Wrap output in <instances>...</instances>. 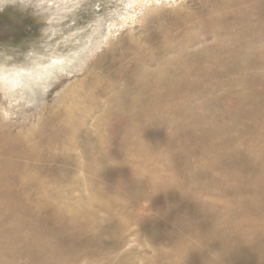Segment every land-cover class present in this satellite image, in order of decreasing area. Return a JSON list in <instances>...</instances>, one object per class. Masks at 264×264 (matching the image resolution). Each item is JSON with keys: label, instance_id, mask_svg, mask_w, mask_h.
Returning <instances> with one entry per match:
<instances>
[{"label": "rangeland", "instance_id": "374dc122", "mask_svg": "<svg viewBox=\"0 0 264 264\" xmlns=\"http://www.w3.org/2000/svg\"><path fill=\"white\" fill-rule=\"evenodd\" d=\"M134 1L133 3V0H0V135L8 133L7 137L9 136L14 141L16 133L31 130V135H34L38 130H41L40 133L45 138H49L43 141L50 140L52 151L58 153L55 154V162L50 165L52 170H49V174L54 175L57 183L56 185H54L55 182L47 184L44 188V192L47 193V201L54 203L57 198L54 192L58 191L65 195L66 201H78L81 205L80 208L85 209L87 208L85 202L90 198L93 200L91 194L97 190H100L99 193L101 194L103 189L105 197L104 203L102 202L103 209L100 210L99 208L94 211L97 216L95 221L90 224L89 232L93 234V232L99 231L102 246H107L117 239V235L123 234V231H129L125 234V242L118 248L104 252L95 259H82L77 264H155L156 261H164L170 255L173 256L180 252L178 248H170L168 241L175 242L178 239L177 231L181 229V222L178 219H188L189 217L182 216V210L187 209L190 213H194L195 208H197L199 210L195 214L208 216L215 209V212L220 210L223 207L222 203L232 202L231 208L233 211L242 213L245 212L246 208L242 205L237 206L236 201L247 203L250 199V192L244 189L242 193L234 196L231 191L235 188L240 189L249 186L252 179H256V182L259 180V188H264V167H262L264 166V136L261 135L264 134V126L259 120V118H264V10L263 22L258 23V25L254 24V21H247L250 24L247 25L246 21L239 23L234 20H232L231 25L230 20L241 14L239 9L234 6L236 0H154L148 2L146 6L145 3L140 4V6L136 5V0ZM225 1L228 2L224 5L220 4ZM227 7H230V9ZM209 15H211V18ZM216 15L218 18L215 17ZM220 17H224V23L228 21L221 25L227 26V28L230 27L229 29L223 27L224 29L221 28L222 30H220L222 26L218 23L212 25L205 23L208 19L214 20L220 19ZM173 18L177 21L176 23ZM238 18L244 20L242 15ZM215 24L218 25L215 26ZM181 25L182 27H180ZM157 26L160 27L157 28ZM217 26L218 28H216ZM211 28V31L217 34L209 38H200L199 34L205 33ZM174 29L178 30L175 38L170 35L163 38V31L171 33ZM128 37L130 41H126ZM131 42L137 52L131 48L127 49V45ZM188 42H192V44ZM203 50L205 52H202ZM193 51L195 52L193 53ZM197 51L198 54H196ZM204 57H206V61L209 58H214L213 63L212 59L202 62L201 60ZM218 57L221 59H217ZM197 58L201 60L198 61ZM51 59L62 60L63 65L58 66L56 63L53 67L57 68L48 76L42 75L40 78H35V80L28 83L26 80L15 81L16 79L10 77L15 69H22V67H35L38 69V67L48 65ZM172 59L174 62L179 61L178 63L181 65L177 63L179 66L175 68L176 63L172 62ZM32 61L35 65L31 64ZM162 61H165V63ZM28 62H30V65H28ZM197 62L200 63V67H197ZM194 63L197 66L193 65ZM213 65L218 69H214ZM191 66L194 72H192ZM208 68L209 70H216H213L215 73L209 71ZM221 68L223 69L220 70ZM8 69L10 70L8 71ZM163 69L168 71V74L170 73L169 77ZM175 70L179 73L177 71L175 73ZM155 72L158 74L157 76ZM2 74L3 78H1ZM148 74L152 76V80L147 79V77H150ZM152 74H155V76ZM186 74L193 77L189 78L185 76ZM132 75L137 76L134 82H131L134 80ZM183 75L186 78L185 80ZM130 78L133 80H130ZM194 78H196L195 82H193ZM188 80L194 84L196 83L197 86L193 83L190 84ZM145 81L149 84H146ZM161 81L165 82L161 83ZM15 82L18 84L16 85ZM167 82L168 88L165 84ZM172 82L177 87L170 85ZM143 83L145 84L141 87L140 85ZM181 83L183 85H180ZM187 83L190 88L193 86L198 88V91L193 88L192 92L187 91V89L190 90ZM134 86L140 89L136 88L137 93ZM158 86L160 89L165 88L161 90L163 92L157 89ZM181 87L184 90L186 89L187 94H185L188 96L184 94ZM141 88L144 91L142 94L139 93L140 96L138 92L141 91ZM148 88L151 91H158V95L154 91L150 92ZM175 88L177 90L174 91ZM199 88L201 89L199 90ZM146 92L150 93L146 94ZM2 94L4 95L2 96ZM139 97L140 99H138ZM141 97H144V99H141ZM165 98L166 100L169 98L168 101ZM127 100L128 103H126ZM161 100L164 102H161ZM147 101L155 103L154 106L149 108V118H139L135 112L139 110V107V111H145L144 104ZM131 103L137 107L132 106ZM258 103L261 106L258 107ZM129 104L131 107H129ZM178 104H181V109ZM207 107L206 111L208 113L205 114ZM114 108H116V111ZM184 108L185 111L187 110L186 112H183ZM152 110L155 111V114L152 113ZM188 111H193V113L189 114ZM108 112L111 113L108 114ZM170 112L173 113L170 114ZM249 112L251 113L249 114ZM124 114H128L129 117H125ZM165 116H167V120ZM170 116H173L170 119L171 121L168 120ZM190 116L192 119L189 118ZM203 117H205V120H203ZM133 120L144 123V131H139L132 126L134 124ZM162 120L165 122H162ZM66 121L69 123V130ZM184 121L189 122L187 123L188 126H182L186 124ZM158 127L160 128L158 129ZM73 131L80 132V135L76 138L71 137ZM196 132H199L200 135ZM52 138H56L57 144L52 141ZM70 139L71 144H74V142L80 144L79 146L85 144L86 147L91 149L86 153L85 159L81 157L79 147H77L78 150H75V147L69 150L68 146L62 149L63 147L60 146L59 141L62 140L67 145ZM222 140L223 142H221ZM261 142L263 143L262 146ZM128 143L129 145H127ZM98 145H100L98 150L94 152ZM220 147L224 148L221 149ZM162 150L163 154L161 153ZM102 153L107 155H102L106 157L105 159L100 157ZM126 153L128 156L125 155ZM93 154L96 158L92 156ZM117 155L118 158L120 157L126 162L129 160L127 163L130 167L138 171L139 177H135L134 184L138 191L143 192L142 194H137L136 191L122 190L119 192L118 189L122 187V184H118L109 176L107 171L99 170L92 163L94 159L98 158L100 161L105 160V163H110V159L112 157L116 158ZM154 155L156 156L154 157ZM261 159L262 164L259 166ZM258 160L259 162H257ZM85 161L87 168H85ZM89 163L96 168H91L92 171L96 170L95 172L92 173L91 169L89 170L91 167ZM153 166L155 171L159 170L162 180L157 179V184H153L154 190L150 192V187H148L149 171H153ZM221 168L223 170H220ZM178 170L182 173V176ZM230 170L233 173L236 172V174L231 175ZM172 172L177 173L179 181L169 179ZM248 172L251 174L249 177ZM244 173L246 174L244 175ZM100 174L105 177L104 182L95 180V177H99ZM38 175L44 177L47 173L43 174L39 171ZM230 175L232 176L231 179L235 180L234 182L230 179ZM167 179L169 180L168 188L173 198H179L180 202L176 203L173 201L174 199L166 200ZM87 180L94 184L93 187L91 185L92 189L89 188L90 183ZM199 184L201 187H199ZM219 184L222 187H219L220 190L217 188ZM124 186L127 187L128 184ZM213 188H215L214 191ZM225 189L228 190V195L223 194ZM220 192L222 195L219 194ZM257 192L260 193L261 191ZM218 195H221V199ZM15 196L16 194L12 193L13 199ZM257 197L259 196H255V199ZM107 198H111L113 201L116 199L115 203L118 206L114 208L106 200ZM203 199H205V202ZM231 199L236 200V206H234ZM262 200H264V195ZM120 205H123L124 208H120ZM203 207L206 208L204 211ZM262 207L264 213V204ZM121 210L122 213L120 214ZM110 214L112 216L117 214L115 216L118 222H113ZM254 218L256 220L259 216L256 215ZM262 219L258 222L260 227L264 228V218ZM148 224L155 228L154 233L150 232L149 227H146L149 226ZM243 228H246V231ZM215 229H218L216 232L226 229V232L231 233L229 235L232 237L246 234L254 237L258 234L257 229L259 228L251 226L249 228L244 224H240L233 228V230L236 229L234 236L233 230L231 231L225 224H220ZM167 237H171V239ZM203 247L206 248L205 245ZM210 247L209 245V251L212 250V247ZM215 248L217 250V246ZM201 256L205 255L202 254ZM212 257L213 255L209 252L206 255L207 261L203 263L216 264L212 261L209 262Z\"/></svg>", "mask_w": 264, "mask_h": 264}, {"label": "bare ground", "instance_id": "6f19581e", "mask_svg": "<svg viewBox=\"0 0 264 264\" xmlns=\"http://www.w3.org/2000/svg\"><path fill=\"white\" fill-rule=\"evenodd\" d=\"M153 2L154 0H143V2H141V0H136V5L138 4L140 6V4H144L145 3V6L148 2ZM135 1L133 0V3ZM226 2L228 1H225L223 3H220L222 5L226 4ZM234 6L239 9V12L241 13L240 15H242L244 17V20L243 18H238L239 16L233 18L230 20V24L232 22V20H234L235 22H244L246 21H254L253 23L257 24L260 23V22H263V10H264V0H236L234 1ZM163 3V2H162ZM219 4V5H220ZM229 4V3H227ZM220 5V6H222ZM232 5V4H230ZM134 6V5H133ZM139 6H137V8H139ZM158 6V4H157ZM219 6V7H220ZM227 6V5H226ZM132 7V6H131ZM136 7V6H134ZM148 7V6H147ZM152 7H155V6H152ZM151 7V8H152ZM136 8V9H137ZM223 8V6L221 7ZM230 9V7H227ZM132 9V8H131ZM134 9V8H133ZM142 9V8H141ZM210 9V8H209ZM212 9V8H211ZM224 9V8H223ZM213 10V9H212ZM214 11V10H213ZM226 14V13H225ZM213 15V14H211ZM211 15L210 18H211ZM228 15V13H227ZM231 15V14H230ZM191 16V15H190ZM233 16V14H232ZM231 16V17H232ZM183 17V16H182ZM192 17V16H191ZM208 17V16H207ZM217 17V15L215 16ZM228 17V16H227ZM230 17V16H229ZM255 17H259V18H255ZM185 18V17H184ZM214 18V16L212 17V19ZM218 18V17H217ZM180 19V18H179ZM206 20L205 23L207 25H212L213 23H218L220 24V26H222L221 24L224 23V17H220V19H214V20ZM173 20L175 21V18H173ZM226 20V18H225ZM173 21V22H174ZM188 21V20H187ZM177 21H175L176 23ZM228 22V21H226ZM225 22V23H226ZM165 23V22H164ZM187 23V22H186ZM190 23V22H189ZM224 23V24H225ZM218 24H215L218 25ZM229 24V25H230ZM234 24V23H233ZM232 25V24H231ZM247 25H250L247 23ZM197 26V25H196ZM195 26V27H196ZM219 26V27H220ZM253 26V25H252ZM256 26V25H255ZM114 27H115V24H114ZM160 27V26H157V28ZM182 27V25L180 26ZM223 27H226L227 26H222L220 27V30H222L221 28ZM218 28V26L216 27ZM230 28V27H229ZM227 28V29H229ZM187 29V28H186ZM224 29V28H223ZM258 29V28H256ZM117 30V29H116ZM154 30V29H153ZM212 28L208 31H206L205 33H202V34H199L200 35V38H209V37H213L215 34H217L216 32H212L211 31ZM214 30V29H213ZM219 30V29H217ZM226 30V29H225ZM253 30V29H251ZM111 31V30H110ZM156 31V30H154ZM171 31V30H170ZM224 31V30H223ZM222 31V32H223ZM228 31V30H227ZM263 32V31H262ZM181 33V32H180ZM209 33V34H207ZM156 34V33H154ZM176 34H178V30H173L171 33L169 31H163L162 32V36L163 38L170 35L172 38H175L176 37ZM116 35V34H115ZM114 35V36H115ZM182 35V34H181ZM226 35V34H225ZM224 35V36H225ZM160 36V35H159ZM228 36V35H227ZM148 38V37H147ZM215 38V37H214ZM108 39V38H107ZM145 40V39H144ZM192 40V39H191ZM126 41H130V38L128 37L126 39ZM143 41V39H142ZM171 42V40H169ZM113 42V41H112ZM176 43V42H174ZM173 43V44H174ZM188 43H191L192 42H188ZM125 44V43H124ZM109 45H111L109 43ZM127 49H133L134 51L135 50V46L133 45V43L131 42L129 45H127ZM166 47V46H165ZM217 47V46H216ZM215 47V48H216ZM113 48V47H112ZM204 49V48H203ZM168 50V49H167ZM139 51V49H138ZM158 51V50H157ZM164 51V49H163ZM171 51V50H170ZM174 51V49H173ZM201 51V50H200ZM213 51V50H211ZM122 52V51H121ZM137 52V51H136ZM172 52V51H171ZM195 51H193L194 53ZM202 52H205L204 50ZM207 52V51H206ZM255 52V51H254ZM154 53V52H153ZM165 53V51H164ZM169 53V52H168ZM185 54V52H183ZM191 53V54H193ZM199 52L197 51L196 54H198ZM209 53V51H208ZM215 53V51H214ZM159 54V53H158ZM204 54V53H203ZM227 54V53H226ZM130 55V53L128 54V56ZM132 55V54H131ZM214 55V54H213ZM223 55V54H222ZM167 56V55H166ZM183 56V55H182ZM181 56V58H182ZM186 56V54H185ZM189 56V55H188ZM194 56V55H193ZM197 56V55H196ZM221 56V55H220ZM219 56V57H220ZM97 57V56H95ZM173 56H171L172 58ZM195 57V56H194ZM200 57V56H199ZM209 57H211V55H209ZM217 58V59H221V58ZM255 57V56H254ZM93 58V57H92ZM170 58V59H171ZM196 58V57H195ZM202 58V57H201ZM208 58V57H207ZM162 59V58H161ZM168 59V57H167ZM174 59V57H173ZM172 59V62H174V60ZM178 59V58H177ZM198 61L200 58H197ZM205 59V60H204ZM204 59H200L202 62L206 61V57H204ZM212 59V63H213V59L214 58H209L207 59L210 60ZM216 59V60H217ZM92 60V59H91ZM214 60V61H216ZM123 61V60H122ZM169 61V60H167ZM177 61V60H176ZM174 62L176 63L175 68H177L179 65H177V62ZM183 61V60H182ZM206 61V62H207ZM31 62V61H30ZM28 62V65H30ZM37 62V61H36ZM35 62V63H36ZM165 63V61H162ZM171 62V61H170ZM169 62V63H170ZM181 62V61H180ZM219 62V60H218ZM223 62V61H222ZM253 62V61H251ZM259 62V61H258ZM58 64V66L60 65H63V62L62 60H54V59H51L50 63L48 65H45V66H42V67H38L35 68V67H30V68H23L22 69H15V71L13 72V74H10V77H13L14 79H16L15 81H21V80H26V82H31L32 80H35V78H40L42 75L43 76H48L52 71H54L55 68L57 67H53L55 64ZM120 63V62H119ZM182 63V62H181ZM184 63V62H183ZM185 63H186V60H185ZM209 63V62H208ZM211 63V61H210ZM217 63V62H215ZM214 63V64H215ZM33 65L34 62L32 61ZM43 64V63H42ZM180 64V63H178ZM200 64V63H199ZM197 62V65L194 63L193 65H196L197 67H200ZM204 64V63H203ZM202 64V65H203ZM27 65V64H26ZM163 65V64H162ZM181 65V64H180ZM182 65H186V64H182ZM32 66V65H31ZM156 66V64H155ZM177 66V67H176ZM190 66V64H189ZM215 65H213L214 67ZM220 66V65H219ZM203 67V66H202ZM210 67V66H208ZM212 67V65H211ZM12 68V67H11ZM130 68V67H129ZM172 68V67H170ZM173 68V69H175ZM189 68V67H188ZM192 68V66H191ZM207 68V67H206ZM4 69V68H3ZM41 69V70H39ZM182 69V68H181ZM186 69V67H185ZM214 69H218V67H214ZM213 69V70H214ZM223 68H221L220 70H222ZM10 69H8L9 71ZM13 70V69H11ZM127 70V69H126ZM144 70V69H143ZM142 70V71H143ZM166 70V68H165ZM168 70V69H167ZM179 70V69H177ZM175 70V73L176 71ZM184 70V69H183ZM183 70H180V71H183ZM190 70V68H189ZM209 70V68H208ZM212 69L209 70V71H213ZM214 70V71H216ZM227 70V68H226ZM225 70V71H226ZM129 71V70H128ZM159 71V70H158ZM161 71V70H160ZM164 71V69H163ZM162 71V72H163ZM191 71V70H190ZM189 71V72H190ZM213 71V72H214ZM1 72V71H0ZM141 76L142 73L141 71H139ZM146 72V71H145ZM166 73V75L168 74V71H164ZM174 72V71H172ZM178 72V71H177ZM192 72L193 71V68H192ZM207 72V70H206ZM210 72V73H211ZM223 72V71H222ZM4 73V72H3ZM153 73V72H152ZM164 73V74H165ZM179 73V72H178ZM184 73H187L188 72H185ZM184 73H181V74H184ZM205 73V71H204ZM209 73V75H210ZM215 73V72H214ZM221 73V71H220ZM219 73V74H220ZM7 74V73H6ZM52 74V73H51ZM156 74V72H155ZM155 74L153 76H155ZM170 74V73H169ZM169 74H168V77H169ZM180 74V75H181ZM185 75V76H188L189 75ZM191 74V73H190ZM196 74V73H195ZM194 74V75H195ZM203 74V72H202ZM261 74V73H260ZM8 75V74H7ZM138 75V73H137ZM158 74H156L157 76ZM177 75V74H176ZM193 75V73H192ZM204 75V74H203ZM206 75H208L206 73ZM148 76H150L148 74ZM178 76V75H177ZM199 76H201L199 74ZM213 76V75H212ZM211 76V77H212ZM261 76V75H260ZM7 77V76H6ZM134 76L132 75V78ZM137 77V76H136ZM136 77H134V80L132 78H130V80L132 79L133 81L131 82H134ZM174 77V76H173ZM182 77V76H180ZM179 77V78H180ZM193 77V76H191ZM189 77V78H191ZM196 77V76H195ZM203 77V76H202ZM215 77V76H213ZM218 77V76H217ZM1 78H3V74L1 76ZM12 78V79H13ZM97 79H99L98 76H96ZM143 78V77H142ZM152 76H150L149 78L147 77V79L149 80H152L151 79ZM167 78V76H166ZM183 78H184V75H183ZM43 79V78H41ZM45 79V78H44ZM144 79V78H143ZM168 79V78H167ZM176 79V78H175ZM186 78H184L185 80ZM195 79L194 78V81L192 79L193 82H195ZM199 79V78H197ZM211 79V78H210ZM2 80V79H1ZM139 80V79H138ZM145 80V79H144ZM156 80V79H155ZM164 80V79H162ZM166 80V79H165ZM172 81V79H170ZM191 80V79H189ZM188 80V82H189ZM3 81V80H2ZM10 81V80H9ZM147 81V80H146ZM145 81V82H146ZM209 81V80H208ZM207 81V82H208ZM212 81V80H211ZM4 82V81H3ZM144 82V81H143ZM151 82V81H149ZM156 82H160V81H156ZM165 82V81H163ZM161 81V83H163ZM170 82V81H169ZM173 82H176V81H173ZM170 83V85L172 86H175L174 84ZM186 82V81H185ZM193 82H189L190 84L193 83ZM207 82H205L206 84H208ZM250 82V81H249ZM14 83V81H13ZM23 83V82H22ZM160 83V84H161ZM202 83V82H201ZM204 83V82H203ZM202 83V84H203ZM1 84V83H0ZM6 84V83H5ZM16 84V82H15ZM18 84V83H17ZM16 84V85H17ZM25 84V82H24ZM23 84V85H24ZM135 84V83H134ZM145 83L141 84L140 86L142 87ZM146 84H149L146 82ZM153 84V83H152ZM156 84V83H155ZM158 84V85H160ZM166 84V87L168 85V82L165 83ZM185 84V83H184ZM212 84V82H211ZM27 85V84H26ZM151 85V84H150ZM180 85H183V83H181ZM188 85V83H187ZM193 85L197 86V84L193 83ZM191 85V86H193ZM200 85V84H199ZM198 85V86H199ZM209 85V84H208ZM4 86V85H3ZM21 86V85H20ZM30 86V85H29ZM139 86V85H138ZM164 86V85H163ZM169 86V85H168ZM171 86V87H172ZM195 86H193L192 88L193 89H197L198 91V88H196ZM211 86V85H210ZM2 87V86H1ZM135 87V86H134ZM151 87V86H150ZM149 87V88H150ZM177 87V86H175ZM185 87V86H183ZM195 87V88H194ZM206 87V86H205ZM208 87V86H207ZM4 88V87H2ZM129 88V87H128ZM137 87H135V92L137 91L136 90ZM144 88H147V87H144ZM148 88V90H150ZM162 88V87H161ZM168 88V87H167ZM170 88V87H169ZM174 88V87H173ZM182 88V87H181ZM188 88H190V85H188ZM192 88H190V90L187 89V91H191ZM139 89V87L137 88ZM143 88H141V91L138 92V94L141 92L144 91L142 90ZM157 89L159 90V86L157 87ZM163 89V88H162ZM160 89V91L162 90ZM165 89V88H164ZM163 89V90H164ZM179 89V88H178ZM201 88H199L200 90ZM204 90V88H202ZM31 90V89H30ZM97 90V89H96ZM133 90V89H132ZM140 90V89H139ZM153 90V89H152ZM156 90V89H155ZM169 90V89H168ZM177 90L176 88L174 89V91ZM182 90H184L182 88ZM181 90V91H182ZM145 91H147L145 89ZM154 91V90H153ZM150 90V92H153ZM186 89L184 90V94L186 93L187 94V91ZM193 91V90H192ZM191 91V92H192ZM195 91V90H194ZM6 92V91H5ZM150 92H146V94L150 93ZM155 92V91H154ZM158 92V91H157ZM155 92V93H157ZM163 92V91H161ZM166 92V91H164ZM179 92V91H178ZM196 92V91H195ZM194 92V93H195ZM200 92V91H199ZM201 92H203L201 90ZM123 93V92H122ZM137 93V92H136ZM154 93V94H155ZM160 93V92H159ZM168 93V92H167ZM163 94V93H162ZM169 94V93H168ZM185 94V95H186ZM196 94V93H195ZM200 94V93H199ZM197 94V95H199ZM4 94H2L3 96ZM124 95V93H123ZM140 95V94H139ZM153 95V94H151ZM158 95V93H157ZM185 95H182V96H185ZM141 96V95H140ZM173 97V95H171ZM177 96V95H176ZM188 96V95H186ZM185 96V97H186ZM123 97V96H122ZM129 97V96H128ZM131 97V96H130ZM152 97V96H150ZM149 97V98H150ZM154 97V95H153ZM126 98V96H125ZM183 98V97H182ZM189 98V97H188ZM192 98V97H191ZM124 99V97H123ZM127 99V98H126ZM131 99V98H130ZM140 99V97L138 98ZM141 99H144V97H141ZM151 99V98H150ZM153 99V98H152ZM161 99V98H160ZM169 99V98H168ZM168 99L165 100L168 101ZM172 99V98H170ZM179 99V98H178ZM116 100H118L116 98ZM122 100V98H121ZM199 100V99H198ZM208 100V99H207ZM163 100H161L162 102ZM165 101V102H166ZM184 101V100H183ZM205 101V100H204ZM114 102V101H113ZM122 102V101H121ZM130 102V100H129ZM133 102H135L133 100ZM132 102V103H133ZM164 102V101H163ZM172 102V101H171ZM185 102V101H184ZM203 102V101H202ZM201 102V103H202ZM208 102V101H206ZM206 102H205V105H206ZM128 103V100L127 102ZM131 103V105H132ZM175 103V102H174ZM178 103V102H177ZM191 103V101H190ZM195 103V102H194ZM211 103V102H209ZM208 103V104H209ZM222 103V102H221ZM116 104V103H115ZM114 104V105H115ZM138 104V103H137ZM171 104V103H170ZM176 104V103H175ZM189 104V103H188ZM197 104V103H196ZM195 104V105H196ZM200 104V103H199ZM217 104V103H216ZM262 104V103H261ZM120 105V104H119ZM155 103L154 102H151V101H147L145 104H144V107H145V111L140 110V107L138 108L139 110H137V112H135V114L138 115V117L144 119V118H149V108L151 106H154ZM163 105V103H162ZM179 107L181 104H178ZM183 105V104H182ZM192 105V104H190ZM189 105V107H190ZM198 105V104H197ZM204 105V107H206ZM212 105V104H211ZM123 106V105H122ZM126 107L128 105H125ZM124 106V107H125ZM134 106V105H132ZM172 106V105H171ZM177 106V105H176ZM188 106V105H187ZM210 106V105H209ZM254 106V105H253ZM258 107L261 106L257 105ZM113 107V106H112ZM121 107V105H120ZM129 107L130 104H129ZM134 107H137V106H134ZM133 107V108H134ZM166 107V105H165ZM174 107V106H173ZM178 107V106H177ZM186 107V106H185ZM196 107V106H195ZM170 108V106H169ZM175 108V107H174ZM182 107H180L181 109ZM193 108V107H192ZM115 111H116V108H114ZM167 109V107H166ZM178 110V108H176ZM187 109V108H186ZM194 109V108H193ZM198 109V108H197ZM208 109V107L205 109V111ZM256 109V108H255ZM111 110V109H110ZM125 110V109H124ZM123 110V111H124ZM172 107H171V111H172ZM192 110V109H191ZM250 110V109H249ZM130 111V110H129ZM170 111V110H168ZM181 111V110H180ZM187 111V110H186ZM185 111V108L183 110V112H186ZM190 111V110H189ZM188 111V112H189ZM194 111V110H193ZM192 112H189V114L193 113ZM251 111V110H250ZM113 112V111H112ZM155 112V111H154ZM153 110H152V113H154ZM167 112V111H165ZM176 112V111H175ZM204 112V111H203ZM210 112V111H209ZM214 112V111H212ZM248 112V111H247ZM68 113V112H67ZM111 113V112H110ZM108 112V114H110ZM125 113H126V110H125ZM131 113V112H130ZM173 113V112H170V114ZM177 113V112H176ZM205 114L208 113L207 111L204 112ZM251 112H249L250 114ZM134 114V115H135ZM155 114V113H154ZM158 114V113H157ZM163 114V113H162ZM168 114V112H167ZM183 114V113H182ZM195 114V113H194ZM193 114V115H194ZM211 114V113H210ZM166 115V114H165ZM169 115V114H168ZM174 115V114H172ZM181 115V114H180ZM179 115V116H180ZM202 115V113H201ZM200 115V116H201ZM211 115H214L213 113ZM125 117H129L128 114H124ZM183 116V115H182ZM197 116V115H195ZM203 116V115H202ZM167 116H165V119H166ZM171 117L173 116H170V118L168 120L171 119ZM209 117V116H207ZM164 118V117H163ZM180 118V117H179ZM191 118V116L189 117ZM204 118V119H203ZM202 119L205 120V117H203ZM174 119V118H173ZM192 119V118H191ZM191 119H190V124H191ZM201 119V117H200ZM167 120V119H166ZM177 120V119H176ZM180 120V119H179ZM178 120V121H179ZM182 120V118H181ZM185 120V119H184ZM189 120V119H188ZM194 120V119H193ZM260 122L262 123V125L264 126V118H259ZM164 120H162L163 122ZM171 121V120H170ZM169 121V122H170ZM177 121V122H178ZM197 121V120H195ZM55 122V121H54ZM134 124L132 126L136 127L139 131H144V128H143V125H145L144 123L142 122H138V121H134ZM161 122V123H162ZM165 122V121H164ZM185 122V121H184ZM201 122V121H200ZM199 122V123H200ZM205 122V121H204ZM160 123V124H161ZM167 123V122H166ZM180 123V122H179ZM186 123V122H185ZM189 123V122H187ZM186 124L182 125V126H188ZM66 124H68V130H69V123L66 121ZM176 124V122H175ZM183 124V123H181ZM195 125V123H193ZM203 124V122H202ZM167 125V124H166ZM197 125V124H196ZM151 126V125H150ZM213 126V125H212ZM133 127V128H134ZM166 127V126H165ZM181 127V125H180ZM191 127V126H190ZM82 128V127H81ZM156 128V127H155ZM154 128V129H155ZM160 127H158L159 129ZM168 128V127H166ZM186 128V127H185ZM1 129V128H0ZM157 129V128H156ZM155 129V130H156ZM169 129V128H168ZM187 129V128H186ZM189 129V127H188ZM192 129V128H191ZM250 129V128H249ZM252 129V128H251ZM122 132L123 129H121ZM200 130V129H199ZM211 130V129H210ZM255 130V129H253ZM198 131V130H197ZM41 130H38L34 135L32 134L31 135V130H27L26 132H19V133H16V136H15V140H11V138L7 135L8 133L4 134L3 135H0V264H77L79 261H81L82 259H85V260H89V259H95V257H99L102 255V253L104 252H107L111 249H115V248H118L123 242H125L126 238L124 239L125 237V234L127 232H129L127 229V231H123L122 233L124 234H119L117 235V239L113 242V243H110V245H107V246H102V238L101 237V233L99 231H96V232H93L90 233L89 232V227L91 226L90 224L93 223L95 221V218H96V214H95V210L96 209H103V204L102 202L104 203V200H105V197H104V190L102 189V192L101 194L99 193L100 190H97L95 191L94 193L91 194V197L93 198V200H88L87 202H85L87 205V208L83 209V208H80V204L78 201H75V200H72V201H66V197L65 195L61 194L60 192L58 191H55L54 194H55V197L56 198V201L54 203H51L50 201H47V193H45V185L47 184H50V183H53L55 182L54 185H56L57 181H56V178H54V175L53 174H49V170H52L51 168V164L55 162L56 160V157H55V154H58L56 152H53L52 151V148L50 147V143L51 141L50 140H47V141H43V140H46V139H49V138H45L44 135L42 133H40ZM121 132V134H123ZM193 132H195L193 130ZM201 132V131H200ZM204 132V131H203ZM158 133V132H157ZM156 133V134H157ZM197 134L199 132H196ZM205 133V132H204ZM208 133V132H207ZM212 133V132H211ZM120 134V135H121ZM127 134V133H126ZM141 134V133H140ZM138 134V135H140ZM176 134V133H175ZM250 134V133H249ZM80 135V132H77V131H73L71 132V137H78ZM188 135V134H187ZM196 135V134H195ZM200 135V134H198ZM264 136V134H261ZM260 135V136H261ZM133 136V135H132ZM246 136V135H245ZM179 137V136H178ZM8 138V139H7ZM251 138V137H250ZM102 139V138H101ZM264 139V138H263ZM151 140V139H150ZM251 140V139H250ZM253 140V138H252ZM260 140H262L260 138ZM6 141V142H4ZM9 141V142H8ZM52 141L57 144V141H56V138H52ZM143 141V140H142ZM215 141V140H214ZM103 142H105L103 140ZM147 142V141H146ZM210 142V141H209ZM218 142V141H217ZM220 142V141H219ZM223 142V140L221 141ZM221 142H220V146H221ZM227 142V141H225ZM130 143V142H129ZM129 143L127 145H129ZM137 143V142H136ZM154 143V142H153ZM207 143V142H206ZM205 143V144H206ZM59 144L61 147H63L62 149H65L66 146H68L69 150L71 148H74L75 147V150H78L77 147L80 148V151H81V157L85 159V155L86 153L91 150L90 148L86 147V145H82V146H79L80 144L74 142V144H71V139L70 141L68 142V144L66 145V143L62 140L59 141ZM148 144V143H147ZM209 144V143H207ZM103 145V144H102ZM223 145V144H222ZM263 145V143L261 142V146ZM100 145H98L96 148H95V151L96 152L98 150ZM116 146V145H115ZM148 146V145H147ZM209 147V145H208ZM216 148V147H215ZM221 148V147H220ZM219 148V149H220ZM224 148V147H223ZM221 148V149H223ZM218 149V150H219ZM110 150V149H109ZM108 150V151H109ZM146 151V150H145ZM159 151V150H158ZM220 151V150H219ZM115 152V151H114ZM131 152V151H129ZM128 152V153H129ZM143 152V151H142ZM118 153V152H116ZM163 154V150L161 152ZM241 153V152H240ZM103 154L105 153H102L100 155V157H104L102 156ZM115 154V153H114ZM119 154V153H118ZM134 154V153H133ZM158 154V152H157ZM160 154V153H159ZM106 155V154H105ZM112 155V154H111ZM116 155V154H115ZM123 155V153H122ZM125 155L128 156V154L126 153ZM124 155V156H125ZM94 156V154L92 155ZM107 156V155H106ZM127 156H125L127 158ZM156 155H154L155 157ZM159 156V155H157ZM162 156V155H160ZM206 156V155H205ZM98 157V156H97ZM111 157V156H110ZM122 157V156H121ZM260 157L262 158V156L260 155ZM79 158V156H78ZM94 158H96L94 156ZM106 157H104L103 159H105ZM99 159V158H98ZM98 159H94L92 161V163L95 164V167L98 168L99 170L101 171H107L109 176L117 181L118 184H122V187L118 189V191H136L137 194H142L143 192L142 191H138L135 187V184H134V179L135 177L138 178L139 175H138V171H136L135 169H132L130 167V165L124 161L122 158H118V155L116 158L112 157L110 159V163H105V160L104 161H100ZM125 159V158H124ZM154 159V158H153ZM250 159V158H248ZM260 159V158H258ZM91 160V159H89ZM126 160V159H125ZM156 160V159H155ZM159 160V159H158ZM206 160V159H205ZM75 161V160H74ZM131 161V160H130ZM132 161H134L132 159ZM148 161V160H147ZM249 161V160H248ZM48 162H51L48 164ZM90 162V161H89ZM158 162V161H156ZM259 162V160L257 161ZM149 163V162H148ZM225 163V161H224ZM223 163V165H225ZM228 163V162H227ZM235 163V162H234ZM91 164V163H89ZM111 164V165H109ZM201 164V162H200ZM257 164V163H255ZM262 164V159L259 163V166H261ZM146 165V164H145ZM150 165V163H149ZM156 165V163H155ZM203 165V164H201ZM228 165V164H227ZM218 166V165H217ZM230 166V165H229ZM235 166H236V163H235ZM93 167V165L91 164V167L89 168V170ZM93 167V168H95ZM159 167V166H158ZM232 167V166H231ZM255 167V166H254ZM264 167V166H262ZM85 168H87L86 166V161H85ZM95 168V169H96ZM234 168V167H232ZM239 168V167H238ZM242 168V166H241ZM251 168V167H250ZM157 169V168H156ZM159 169V168H158ZM203 169V168H202ZM225 169L227 170L226 166H225ZM94 170V169H93ZM153 171H149V177L150 179L148 180V187L149 188V191L152 192L154 190V183L157 184L156 181H158L157 179L159 180H162V177H161V174L160 172H158L159 170L155 171L154 169V166L152 168ZM220 170H223L222 168ZM236 170V169H235ZM234 170V172H235ZM244 170V169H243ZM242 170V171H243ZM39 171L41 173H47L46 176L44 177H39ZM92 171V169H91ZM96 171V170H95ZM95 171H92L95 172ZM231 171V170H230ZM229 171V172H230ZM237 171V170H236ZM249 171V170H248ZM178 172H180L178 170ZM231 175L233 174H236L233 173V171H231ZM238 172V171H237ZM251 172V171H250ZM249 173V172H248ZM181 176H182V173L180 172L179 173ZM246 173H244L245 175ZM93 175V174H92ZM95 175V174H94ZM98 175V174H97ZM96 175V176H97ZM199 175V174H198ZM216 175V173H215ZM230 175V179H231V176ZM249 175H251L250 173L248 174V177ZM58 178H60L58 175H56ZM217 176V175H216ZM214 176V177H216ZM220 176V175H219ZM39 177V178H38ZM164 177V176H163ZM187 177V176H186ZM190 177V176H189ZM193 177V176H192ZM191 177V178H192ZM201 177V176H200ZM235 177V176H234ZM247 177V176H246ZM82 178V177H81ZM190 178V179H191ZM204 178V177H203ZM238 178V177H237ZM90 179V178H88ZM94 178L92 177V180ZM169 179H173V181H179L178 179V175L177 173L175 172H172L171 176ZM199 179V178H198ZM202 179V177H201ZM207 179V178H206ZM213 179V178H212ZM242 179V177H241ZM95 180H99L100 182H104L105 181V177L103 175H99V177H95ZM189 180V179H188ZM205 180V179H204ZM232 180V179H231ZM240 180V179H239ZM238 180V181H239ZM243 180V179H242ZM88 181V180H87ZM191 183H192V179L190 180ZM195 181V179H194ZM193 181V182H194ZM200 181V180H199ZM221 181V180H220ZM235 181V180H234ZM232 180V182H234ZM89 182V181H88ZM99 182V183H100ZM142 182V181H141ZM224 182V181H222ZM90 183V182H89ZM88 183V184H89ZM168 183H169V180L167 179L166 180V192H165V195H166V200H173L174 202L178 203L180 202L179 201V198L175 197L173 198V195L170 191V189L168 188ZM197 183H199L197 181ZM204 183V182H203ZM237 183V182H236ZM235 183V184H236ZM241 183V182H239ZM238 183V184H239ZM259 180L258 182H256V179H252L250 181V184L249 186L247 187H243V188H238V189H233L231 192L234 196H237L239 195L240 193H242V191L244 189H247V191L250 192V199L248 200L247 203H239L238 201H236V204L237 206L238 205H242L246 208L245 212H242V213H238L237 211H233V209L231 208V203L230 202H224L222 203L223 204V207L221 208L220 206V210L216 211L214 210V212L212 214H208V216H203V215H199V214H195V212L199 209L195 208L194 210V213L191 212L187 209H184L181 211V215L182 216H189L188 219H178L181 223V229H179L177 232V235L178 236V239L173 242L171 240L168 241V246L170 248H178L179 249V254H175L168 257V259L164 260V261H156V263L158 264H204L203 262L207 261L206 259V255H208V253L210 252L213 257L212 259H210L209 262H215L216 264H264V228L260 227V224H259V220H261L262 218H264V213H263V207L262 205L264 204V200L263 199V195H264V188H259ZM125 184H128V186H124ZM196 184V183H194ZM221 184H224V183H221ZM94 186L93 183H90V187L92 189V187ZM193 185V184H192ZM200 185V184H199ZM198 185V186H199ZM201 185L203 187V184L201 182ZM201 185L199 187H201ZM205 185H206V181H205ZM204 185V186H205ZM213 185V184H212ZM227 185V184H226ZM232 185V184H231ZM147 186V185H146ZM196 186V187H198ZM224 186V185H223ZM246 186V184H245ZM195 187V188H196ZM215 187V186H214ZM220 184L219 186L217 187L219 190L220 188ZM235 187V185H234ZM239 187V186H237ZM194 188V189H195ZM232 188V186H231ZM98 189V188H96ZM158 189V188H156ZM197 189V188H196ZM205 190V188H204ZM212 190V188H211ZM215 190V188H213V191ZM217 190V189H216ZM197 191V190H196ZM203 191V189H202ZM211 191V192H213ZM230 191V190H229ZM246 191V192H247ZM256 191V193H255ZM257 191H261L260 193L257 192ZM91 192V191H90ZM148 192V191H147ZM206 192V191H205ZM204 192V193H205ZM222 192V191H221ZM219 193L222 195V193ZM12 193H15L16 196L15 198L13 199L12 198ZM134 193V192H133ZM215 193V192H214ZM39 194V195H37ZM213 194V193H212ZM224 195H228V190L225 189L224 192H223ZM247 194V193H246ZM190 195V194H189ZM221 195L219 196L220 199H221ZM248 195V194H247ZM259 196L257 197V199H255V196ZM108 196V195H107ZM49 197V196H48ZM85 197V196H84ZM99 197V198H98ZM109 197V196H108ZM188 197V196H187ZM224 197V196H222ZM226 197V196H225ZM113 198V197H112ZM114 199V198H113ZM198 199V198H197ZM225 199V198H224ZM228 200V198H226ZM114 208L117 207V203H115V200L113 201L111 198H107L106 199ZM194 200V199H193ZM199 200V199H198ZM197 200V202H199ZM204 202H205V199H203ZM202 200V201H203ZM207 200V199H206ZM210 200V199H209ZM233 200V203H234V206L235 205V201L234 199H231ZM230 200V201H231ZM117 201V200H116ZM201 201V200H200ZM247 201V199H246ZM195 202V201H194ZM118 203H121V202H118ZM169 203V202H168ZM173 203V202H172ZM175 203V204H176ZM201 203V202H200ZM207 203V202H206ZM211 203V202H209ZM214 203V202H212ZM199 204V203H198ZM166 205L168 206V204L166 203ZM207 205H209L207 203ZM221 205V204H220ZM60 206V207H59ZM165 206V204H164ZM175 206V205H174ZM197 206V205H196ZM200 206V204H199ZM205 206V205H204ZM166 207V206H165ZM170 207V206H168ZM207 207V206H206ZM120 208H124L123 205H120ZM212 208V207H211ZM170 209V208H169ZM203 211L204 209H206L205 207L202 208ZM213 209V208H212ZM165 210V209H164ZM193 210V209H192ZM91 211V212H89ZM103 211V210H102ZM169 211V210H168ZM100 212V211H99ZM100 213H103V212H100ZM122 213V210L120 211V214ZM125 213V212H123ZM167 213V212H165ZM203 214H205L204 212H202ZM201 213V214H202ZM132 214V213H131ZM193 214V215H192ZM117 215V214H115ZM112 214H110V216H112V221L113 222H118V220L116 219V216ZM206 215V214H205ZM256 215L259 216L258 219L255 220L254 217H256ZM191 216H193V218H191ZM124 217V216H123ZM180 217V216H179ZM263 220V219H262ZM176 221V220H175ZM261 222V221H260ZM262 223V222H261ZM264 223V222H263ZM262 223V224H263ZM227 225V227L229 229H231V231L233 230V228L237 227L238 225L240 224H244L246 225L247 227L250 228L251 227H256V228H259L257 229L258 230V234L254 237H251V235H239L238 237L235 236V237H232L230 236L228 232H226V229L224 231H218L216 232V230L218 229H215L216 226L218 225ZM94 225V224H93ZM149 225V224H148ZM146 227H149L150 229V232H153L155 231V228H152L150 225L149 226H146ZM244 229V228H243ZM246 229V228H245ZM244 229V231H246ZM248 229V228H247ZM148 230V229H147ZM236 229L233 230V232L235 231ZM249 230V229H248ZM247 230V231H248ZM243 231V232H244ZM175 232V231H174ZM256 232V231H255ZM173 233V232H172ZM176 234V233H174ZM240 234V233H239ZM243 234V233H242ZM172 235V234H171ZM235 235V232L233 234V236ZM238 235V234H237ZM175 236V235H174ZM173 236V237H174ZM168 238V237H167ZM165 239V238H164ZM168 239H171V237H169ZM203 245L206 246V248L203 247ZM209 245L212 247V250H208L209 249ZM201 246H202V250H201ZM217 246V250H216V247ZM210 247V248H211ZM204 248V249H203ZM212 251V252H211ZM204 252V253H203ZM204 254L205 256H201L202 254ZM210 256V255H209ZM208 257V256H207ZM163 260V259H162ZM114 262V261H113ZM214 264V263H213Z\"/></svg>", "mask_w": 264, "mask_h": 264}]
</instances>
